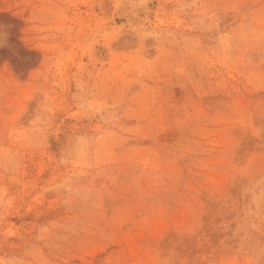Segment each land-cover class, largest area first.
Instances as JSON below:
<instances>
[{
  "label": "rangeland",
  "instance_id": "rangeland-1",
  "mask_svg": "<svg viewBox=\"0 0 264 264\" xmlns=\"http://www.w3.org/2000/svg\"><path fill=\"white\" fill-rule=\"evenodd\" d=\"M0 264H264V0H0Z\"/></svg>",
  "mask_w": 264,
  "mask_h": 264
},
{
  "label": "bare ground",
  "instance_id": "bare-ground-1",
  "mask_svg": "<svg viewBox=\"0 0 264 264\" xmlns=\"http://www.w3.org/2000/svg\"><path fill=\"white\" fill-rule=\"evenodd\" d=\"M122 11V8H121V5H119L118 7H117V12H121ZM122 13V12H121Z\"/></svg>",
  "mask_w": 264,
  "mask_h": 264
}]
</instances>
